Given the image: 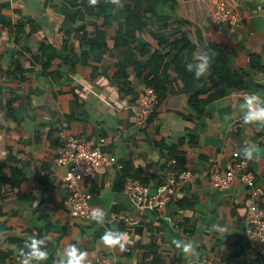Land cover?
Instances as JSON below:
<instances>
[{
  "label": "crops",
  "instance_id": "0c3cea01",
  "mask_svg": "<svg viewBox=\"0 0 264 264\" xmlns=\"http://www.w3.org/2000/svg\"><path fill=\"white\" fill-rule=\"evenodd\" d=\"M2 1L10 3L2 12L11 23L0 22V195L5 191L4 203L0 205V233H11L0 244V264H18L21 247L5 241L10 236L26 240L32 236L27 230L47 231L49 240H59L58 250L68 243H77L88 251L92 264H99L98 259L104 256L116 264H139L142 260L144 264H155V256L163 264H201L205 251L213 254L215 264H264V258L254 256L244 233L248 188L236 181L228 189L219 190L211 181V170L223 168L232 151L240 150L245 142L264 149V127L243 124L237 107L244 94L264 96V89L226 85L223 96L208 99L219 93L217 87L211 88L202 95L206 105L201 117L189 107L186 93H176L140 129L136 124L138 95L148 85L143 77L148 71L159 75L165 62L171 63L174 53L165 56L167 50H160L157 56L153 55L157 43L151 42V51L145 55L148 69L143 76L131 75L130 86L118 85L112 78L118 57L111 35L104 50L73 37L68 47L73 52V64L58 65L53 59L48 65L43 60L35 61L32 54L41 45L63 54L65 31L69 30L64 21L70 4L65 0ZM227 1L238 13L239 22L227 24L222 30L214 24L211 7L204 0H169L162 10L170 12L173 3L176 12L193 23L188 32L192 39H197L196 28L201 29L207 41L228 45L233 65L253 70L250 54L264 60V0ZM22 14L36 18L41 29L33 37L23 36L17 44L15 24ZM29 29L28 25L26 31ZM145 39L148 38H139ZM197 49L203 47L198 45ZM85 55L89 63L108 71L93 75L92 68L84 62ZM19 56L22 59L17 62ZM141 57L135 52L136 59ZM253 71L264 78L257 69ZM169 72L174 75L173 66ZM42 123L46 127L39 137ZM61 132L89 142L104 137V148L123 162L122 167L97 168L91 180L82 183V188L93 194V208L105 212L104 223L70 215L62 180L67 166L55 162L56 141ZM153 138L177 143L175 153L182 152L187 167L200 174L195 181L184 184L169 202L167 218L132 204L123 188L134 174L146 178L153 189L163 181V167L169 161L164 152L168 148L160 151ZM249 163L264 190V153ZM184 196L193 200V208L181 209L175 204ZM260 201L264 204V193ZM111 212L124 217L123 232L129 237L124 249L105 245L100 239L107 229H117L118 223L109 222ZM184 217L189 218L191 234H184L183 226L175 228L174 223ZM177 239L190 241L195 254L177 248ZM148 252L153 257L146 256Z\"/></svg>",
  "mask_w": 264,
  "mask_h": 264
},
{
  "label": "trees",
  "instance_id": "16d2710c",
  "mask_svg": "<svg viewBox=\"0 0 264 264\" xmlns=\"http://www.w3.org/2000/svg\"><path fill=\"white\" fill-rule=\"evenodd\" d=\"M53 0H46L52 2ZM70 4L66 11L65 25H69V30L65 31L63 54L57 51L54 47L41 45L36 54H32L35 61L46 62L50 65L53 59H62V65L68 62L73 64V52L68 49L73 37L79 38L81 42L90 44L92 47L98 46L104 50L108 44L110 35L114 39L113 49L117 53V71L112 74L113 80L118 85L130 86L132 81L131 75L136 77L143 76L148 69L147 57L145 55L151 50V42L157 43L156 50L153 55H158L160 50H167L165 56L174 53L175 56L171 63L165 62L163 69L159 75L148 71L144 75L146 84L155 87L158 98L154 108V112L150 120L157 113L158 107L165 103L169 96L176 93H186L188 95V103L191 110L199 117L205 113L206 102L202 95L207 93L211 88L217 87L219 93L212 95L208 99L217 98L225 94V86L234 87L237 89H245L248 87H262L264 89V78H260L253 70L257 69L259 74L264 75V60L262 56L250 54L249 58L253 70L238 68L232 64L229 56V47L222 42L207 41L201 29L196 28L197 39H192L188 32L193 23L187 18L176 12L174 4L171 3V11L164 12L162 5L169 0H65ZM172 1V0H171ZM10 3L0 2V22L3 25L11 23L10 18L5 15L2 10L9 7ZM79 20H86L78 23ZM29 25L30 29L26 31ZM41 25L38 20L31 15L22 14L18 22L15 24V43L20 44L23 36L33 37L39 30ZM146 36L148 39L143 41L139 38ZM204 49H210L213 54V60L210 72L199 79L188 72L185 68V63L188 62V56L191 52L197 49V46ZM135 52L141 54V58H135ZM22 56H19L17 62ZM33 60V61H34ZM84 62L92 68L93 75L99 73H106L108 70L99 67L98 64L89 63L88 56H84ZM16 63V61H15ZM170 66L174 68V75L169 72ZM22 67V66H21ZM14 75V74H13ZM19 77L23 78L20 74ZM118 81V82H117ZM160 81V82H159ZM159 82V83H158ZM133 84V83H132ZM211 84V85H210ZM131 89V88H130ZM139 96V95H138ZM14 109L11 110L13 112ZM39 129V137H42L43 129L46 123L41 124ZM196 133L195 131L191 132ZM155 147L160 151L168 148L164 152L167 160L174 159L175 162L168 165L164 164L163 170L173 168L178 172L188 168L186 158L181 155L182 152L176 154L177 143H171L165 138L152 139ZM184 139L179 143L182 144ZM59 145V140L56 141V146ZM123 163V162H122ZM124 166V165H123ZM133 178L140 179L144 184L149 185L146 178H142L139 174H134ZM5 191L2 190L0 195V205L4 203ZM173 201V199L171 200ZM175 204L181 209L193 208L194 202L190 197L184 196L178 198ZM262 204V203H261ZM264 205V204H262ZM125 220L121 219L118 222L117 230L125 231L126 227L123 225ZM189 218L184 217L178 221V225L183 226L184 234H191V229L187 225ZM32 235L45 236L47 231H39L37 233L27 230ZM6 243H16L19 247H24L25 239L10 236L6 239ZM59 240H48L46 247L49 251V257L43 264H54L57 257ZM141 247H143L141 245ZM145 248V247H143ZM9 256L11 253L8 254ZM153 254L148 252L146 256ZM145 256V257H146ZM155 264H163L156 261ZM139 264H144L143 260Z\"/></svg>",
  "mask_w": 264,
  "mask_h": 264
},
{
  "label": "built area",
  "instance_id": "2783aa9c",
  "mask_svg": "<svg viewBox=\"0 0 264 264\" xmlns=\"http://www.w3.org/2000/svg\"><path fill=\"white\" fill-rule=\"evenodd\" d=\"M204 1L211 7L213 22L218 29L222 30L227 24L239 22L238 13L232 10L227 0ZM56 63L61 64L62 59H56ZM157 98V91L152 85H146L140 92L136 108V124L140 129L150 121ZM105 143L106 138L104 137L97 142H89L75 135L60 133L55 162L58 165L67 166V171L62 178L66 189L65 204L70 215L75 218L90 220L89 213L94 209L93 194L90 190L82 188L83 181L91 180L97 168L123 166L122 161L115 154L104 148ZM174 162L175 160L172 159L168 165ZM199 176V172L191 168H186L181 172L169 168L165 171L161 184L154 189L137 178L128 179L123 188L132 204L166 217L167 206L177 192L184 184L195 181ZM211 181L213 186L219 190L228 189L236 181L242 182L248 188L250 200L245 214L244 233L254 250V256L259 259L264 258V205L260 201L264 190L258 184L249 160L240 154V150H233L231 159L223 168L211 170ZM123 218L121 214L111 212L109 222L117 224ZM174 224L175 228L179 229L178 223ZM98 263L116 264L107 256L99 258ZM201 264H215L213 254L208 251L202 253Z\"/></svg>",
  "mask_w": 264,
  "mask_h": 264
},
{
  "label": "clouds",
  "instance_id": "9594fccd",
  "mask_svg": "<svg viewBox=\"0 0 264 264\" xmlns=\"http://www.w3.org/2000/svg\"><path fill=\"white\" fill-rule=\"evenodd\" d=\"M213 58L210 49H197L193 51L191 60L185 63V68L199 79L210 72ZM237 107L243 124L264 127V96L255 92L246 93ZM262 153L264 149L251 142H245L240 149V154L246 160L259 159ZM89 216L93 221L104 223L105 212L103 210L93 209ZM49 239L47 235L41 237L35 234L26 239L24 247L18 250V264H43L49 257L46 247ZM100 239L105 245L119 246L120 249H124L129 237L126 232L110 228L100 236ZM174 243L183 252L195 254V248L190 241L177 239ZM54 264H92V261L86 249L81 248L77 243H68L57 251Z\"/></svg>",
  "mask_w": 264,
  "mask_h": 264
},
{
  "label": "water",
  "instance_id": "95a60500",
  "mask_svg": "<svg viewBox=\"0 0 264 264\" xmlns=\"http://www.w3.org/2000/svg\"><path fill=\"white\" fill-rule=\"evenodd\" d=\"M2 220L0 219V224H1ZM11 232L9 231H3L0 233V244L4 241V238L9 235Z\"/></svg>",
  "mask_w": 264,
  "mask_h": 264
}]
</instances>
